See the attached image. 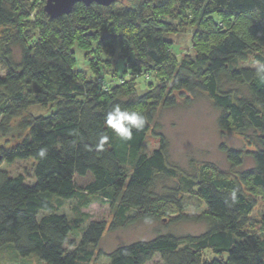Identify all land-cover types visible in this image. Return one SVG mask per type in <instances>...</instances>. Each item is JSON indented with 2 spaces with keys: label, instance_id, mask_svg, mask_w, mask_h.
I'll list each match as a JSON object with an SVG mask.
<instances>
[{
  "label": "trees",
  "instance_id": "1",
  "mask_svg": "<svg viewBox=\"0 0 264 264\" xmlns=\"http://www.w3.org/2000/svg\"><path fill=\"white\" fill-rule=\"evenodd\" d=\"M43 6V17L32 24L30 0H0V130L32 106L53 110L23 119L17 126L25 132L20 142L0 147L1 163L32 160L34 177L28 184L22 175L9 176L0 168V249L44 264L90 263L96 251L101 254L107 223L90 221L83 227L86 215L77 210L76 217L68 218L58 208L62 201L75 199L80 209L97 200L113 214L111 229L176 214L206 225L199 236L165 233L118 246L106 255L108 264H148L156 256L162 264H264V237L247 230L256 196L264 197V80L256 75L257 66H244L264 64V0L78 3L56 19ZM189 14L193 53L178 60L165 36L183 29L168 19ZM106 40L119 49L116 59L132 71L128 80L112 82L105 65L90 76L75 69L76 51L91 67L86 53ZM150 75L156 84L139 95L134 78ZM176 93L206 95L218 111L219 130L236 132L253 146V166L236 175L202 169L197 176H180L168 165L161 133H154L158 148L145 154L157 113L177 105ZM115 104L147 117L130 141L105 128L104 116ZM102 135L109 140L98 148ZM41 148L47 149L44 158L38 156ZM220 148L232 168L241 165V152ZM85 177L88 182L80 186L78 180ZM165 179L177 183L160 194L158 183ZM183 194L197 197L205 211L184 216ZM260 223L264 232V212ZM71 235L77 243L69 240ZM206 251L215 257L205 258Z\"/></svg>",
  "mask_w": 264,
  "mask_h": 264
},
{
  "label": "rangeland",
  "instance_id": "2",
  "mask_svg": "<svg viewBox=\"0 0 264 264\" xmlns=\"http://www.w3.org/2000/svg\"><path fill=\"white\" fill-rule=\"evenodd\" d=\"M44 2L45 0H30V3L33 5L32 8H34L33 14L29 18L30 23L37 24L41 20L43 17L41 9ZM214 19L219 21L216 16H214ZM192 20L193 16L190 14L188 16L182 15L168 19L170 22L173 21L177 27H182L183 29V33L167 34L165 36L166 40L171 42V53L178 60L184 54L188 53L191 55L193 53L192 32L194 24ZM0 33H3L2 28H0ZM33 34L38 33L34 32ZM14 52L16 58L18 51L14 50ZM118 54L119 49H116L114 46L111 47L109 41L104 42L101 47L91 50L88 54L86 53V58L89 57L91 61V67H89L83 58V53L76 51L75 69L81 70L90 76L92 73L99 71H97L98 67L101 68V71H104L103 65H105L106 71L112 74V82L128 80L132 76V71H129L127 62L116 59ZM244 66L256 67L258 64L250 61ZM3 74L4 71L0 67V75ZM156 82L157 80L153 75H150L149 79H145L143 76L134 78L136 90L139 95L147 92L150 85H155ZM175 95L177 105L170 109L160 110L157 113L152 124V131L148 133L145 140L143 147L145 154L149 155L158 148L159 139L154 133H161L167 142L166 158L168 165L175 168L180 176H197L202 169L209 173H212L214 170L226 175H236L238 172L245 171L253 166V161L249 155V152L254 150L253 146L247 139L236 132H221L219 130L217 126L218 111L206 95L189 96L185 94V96H179L178 93ZM35 107H30L23 115L3 124V131L6 132V135L4 136L3 131L0 130L1 148L8 149L20 142L25 132L20 133L17 126L23 119L40 114L46 116L53 111L50 108L44 110ZM221 145L242 153V163L239 167L232 168L230 166L225 153L220 148ZM0 168L6 171L9 176L22 175L28 184L34 182L32 160L15 161L11 164L1 163ZM88 180L89 177L79 179L78 184L84 186ZM176 183V179L160 180L157 191L161 194L164 188L173 187ZM182 199L185 204V209L181 213L184 216L193 218L205 211L203 203L197 197L183 194ZM78 208L79 203L77 200H67L62 201L58 212L66 214L68 218H74L78 210L79 213L87 217L83 227L90 221H104L107 223L98 246L101 254L96 251L94 259L88 264H108L109 261L106 255L116 247L136 241L150 240L159 234L172 233L181 237L186 235L199 236L206 231V225L203 222H198L193 219H179V214L161 221H139L132 224H121L111 229L110 224L113 220V214L107 203L95 200L87 207ZM263 212L264 197L258 195L256 196V205L249 215L247 230L249 232L259 233L264 237L263 228L260 223V216ZM69 240L77 243L78 237L71 235ZM204 257L213 258L215 256L211 252L206 251ZM0 264L44 263L35 257L25 259L14 258L5 250L0 249ZM148 264L162 263L159 257L156 256Z\"/></svg>",
  "mask_w": 264,
  "mask_h": 264
},
{
  "label": "clouds",
  "instance_id": "3",
  "mask_svg": "<svg viewBox=\"0 0 264 264\" xmlns=\"http://www.w3.org/2000/svg\"><path fill=\"white\" fill-rule=\"evenodd\" d=\"M256 75L264 80V64H259L256 68ZM147 123V117L140 111L131 110L121 107L119 104L111 106L110 110L106 112L104 116L105 128L111 132V134L121 140L130 141L133 136V132L142 131ZM109 140V136L102 135L99 139L98 148H103ZM47 155V149L41 148L38 152L40 158H44Z\"/></svg>",
  "mask_w": 264,
  "mask_h": 264
},
{
  "label": "water",
  "instance_id": "4",
  "mask_svg": "<svg viewBox=\"0 0 264 264\" xmlns=\"http://www.w3.org/2000/svg\"><path fill=\"white\" fill-rule=\"evenodd\" d=\"M117 1L119 0H46L43 6V11L51 19H56L63 15L70 14L74 5L78 3H82L86 6H89L90 4L94 3L100 6L107 7ZM1 162H2V154L0 151V163Z\"/></svg>",
  "mask_w": 264,
  "mask_h": 264
}]
</instances>
